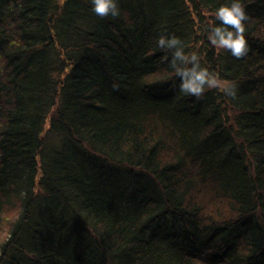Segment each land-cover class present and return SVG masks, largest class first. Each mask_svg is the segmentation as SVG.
Returning <instances> with one entry per match:
<instances>
[{"label":"trees","instance_id":"trees-1","mask_svg":"<svg viewBox=\"0 0 264 264\" xmlns=\"http://www.w3.org/2000/svg\"><path fill=\"white\" fill-rule=\"evenodd\" d=\"M0 0V264H264V2ZM220 81L180 90L171 49ZM225 88L234 90L229 95Z\"/></svg>","mask_w":264,"mask_h":264},{"label":"clouds","instance_id":"clouds-1","mask_svg":"<svg viewBox=\"0 0 264 264\" xmlns=\"http://www.w3.org/2000/svg\"><path fill=\"white\" fill-rule=\"evenodd\" d=\"M264 2V0H261ZM93 11L101 17L120 15L118 0H91ZM215 17L221 23L214 25L209 33V42L218 48L226 49L236 58L244 57L248 51V41L245 36L246 21L249 19L243 0H229L215 10ZM161 49L173 50L171 64L180 78V90L199 98L206 88L220 86V81L207 68L201 67L198 55L185 53L178 37L161 36L158 40ZM229 95H235L234 90L225 88Z\"/></svg>","mask_w":264,"mask_h":264}]
</instances>
